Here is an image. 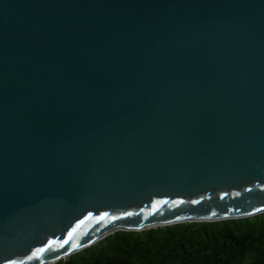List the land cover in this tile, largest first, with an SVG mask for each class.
Here are the masks:
<instances>
[{"label":"water","instance_id":"obj_1","mask_svg":"<svg viewBox=\"0 0 264 264\" xmlns=\"http://www.w3.org/2000/svg\"><path fill=\"white\" fill-rule=\"evenodd\" d=\"M264 213V0H0V264Z\"/></svg>","mask_w":264,"mask_h":264},{"label":"trees","instance_id":"obj_2","mask_svg":"<svg viewBox=\"0 0 264 264\" xmlns=\"http://www.w3.org/2000/svg\"><path fill=\"white\" fill-rule=\"evenodd\" d=\"M54 264H264V213L118 231Z\"/></svg>","mask_w":264,"mask_h":264}]
</instances>
